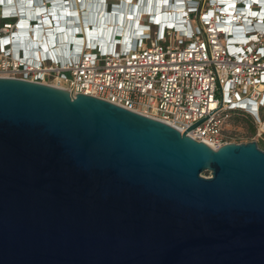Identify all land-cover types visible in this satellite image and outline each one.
<instances>
[{"label":"water","instance_id":"95a60500","mask_svg":"<svg viewBox=\"0 0 264 264\" xmlns=\"http://www.w3.org/2000/svg\"><path fill=\"white\" fill-rule=\"evenodd\" d=\"M0 264H264V150L0 77Z\"/></svg>","mask_w":264,"mask_h":264},{"label":"built area","instance_id":"2783aa9c","mask_svg":"<svg viewBox=\"0 0 264 264\" xmlns=\"http://www.w3.org/2000/svg\"><path fill=\"white\" fill-rule=\"evenodd\" d=\"M9 1L0 0V77L104 99L211 148L228 142L224 124L234 110L254 118L257 135L264 132L259 114L264 106V0H93L88 7L86 0L70 1L68 7H79L84 27H101L103 33L84 42L75 25L77 53L70 54L74 42L63 48L64 54L56 52L60 37L52 40L53 54L45 51L41 58V40L31 35L33 27L41 31L40 17L35 24L23 11L6 12ZM43 3L49 7L48 0ZM87 12L92 19L86 21ZM14 16L26 26L13 21ZM121 17L127 21L124 29L118 24ZM133 21L142 30L122 42L121 31L135 30ZM18 29L23 30L22 45ZM106 32L109 37L102 41Z\"/></svg>","mask_w":264,"mask_h":264},{"label":"bare ground","instance_id":"6f19581e","mask_svg":"<svg viewBox=\"0 0 264 264\" xmlns=\"http://www.w3.org/2000/svg\"><path fill=\"white\" fill-rule=\"evenodd\" d=\"M44 1V0H43ZM88 1V2H87ZM58 2V1H57ZM93 2V0H86L85 1V5H87V7L89 6L88 4H91ZM159 2H161V1H158V3ZM23 3H25L24 1H22V0H20V1H18V0H10L9 1V3H8V5H7V10H6V12H11L12 10H13V8L16 10V12L18 13L19 11H21V10H19V9H22L21 8V5L23 4ZM26 3H28V8L29 9H24V14L26 15L25 17H27V19L28 18H30V16H32V13H34V15H36V16H39L40 17V14H41V17H40V22H41V25H42V29H41V31H39V29H36L35 27H33V30H32V39H33V37L34 36H36V37H34V38H38V40L40 39L41 41V44L42 45H40L39 47H40V49L39 50H37V55L41 58V56H43V53H45V51H50L51 53H52V50L50 49V45L52 44V36H56L57 34H55V33H61V39H63L62 40V43L58 46V47H56V52H58L59 54H62V49H63V46H64V48H65V45H67L68 43H70V42H74V48L70 51V54H75V53H77L78 51H79V47H78V42H79V40H78V38L77 37H79V36H77V34H75L76 33V29L77 30H79V28L81 29V35H82V37H83V40H84V42L85 41H88V42H90V39L92 38V37H94V38H97L99 35H101L102 33H103V28H97L96 29V27H95V29H91V27L90 26H88V27H84V25H83V21L84 20H82L81 19V17H82V15H81V13H80V11H79V7L78 6H76V7H71L70 6V8L67 10L66 8H62V10H60V16H59V14H57V13H59V9H55V13L53 14V15H50V13H49V9H48V7L46 6L45 7V9L44 10H41L40 8H37L38 6H40L39 4H34V1H33V3H30L29 1L28 2H26ZM44 4V3H43ZM59 4V3H58ZM63 5V3L61 2L59 5ZM54 5V4H53ZM128 6V5H127ZM26 7V6H25ZM54 7H55V5H54ZM106 7V6H105ZM126 7V6H125ZM35 8V9H34ZM108 8V7H107ZM73 9V10H72ZM53 11H52V13L54 12V9H52ZM67 10V11H66ZM33 11V12H32ZM40 12L39 14L37 13V12ZM66 12V13H65ZM67 12L68 13H75V12H77V15H78V18H79V25H80V27H79V25H76V20L75 19H71V20H67L68 18H67ZM1 13H2V9H1ZM19 14V13H18ZM65 14V17H63L62 18V16ZM20 15V14H19ZM85 15H87V16H84V18H85V20L87 21V19H89V13H85ZM46 16H49V17H47L48 19H44V17H46ZM51 16L53 17V18H51ZM56 16V17H55ZM129 16V15H128ZM55 17V18H54ZM130 17V16H129ZM13 21H15L16 23H18L19 21H20V26H22V27H24V25L26 26V22L25 21H23L22 20V18L20 19V17H17V16H14L13 18H11ZM103 19H104V17H103ZM54 20H56V22H57V26H53L54 24H53V22L52 21H54ZM22 21V22H21ZM111 21V22H110ZM112 21L113 22H115V18H113V19H110L109 18V24H111L112 23ZM119 22L120 23H118L119 25H122L123 26V28L122 29H124V25L126 24V22L127 21H125L124 20V17L122 18L121 17V21L119 20ZM52 26L51 28L52 29H50V30H52V32H46V30H47V26L49 27V26ZM75 25L77 26V28L75 29L74 27H75ZM135 26H137L138 24L137 23H135L134 24ZM127 27V26H126ZM53 28H55V29H53ZM55 30V31H54ZM63 31V32H62ZM89 31H90V38H87L88 36H89ZM23 33V30H21V29H18V43H19V45H22V42H21V37H20V34H22ZM129 34H130V28H128L127 30H126V32L124 31V30H122L121 31V35L122 36H129ZM101 37V40L102 41H106V38H108L109 36H108V32H106L105 33V35H104V38L102 37V36H100ZM87 38V39H86ZM44 39H45V42L46 43H44ZM51 40V41H50ZM126 40H127V38H126ZM126 40H124V39H122V42H124V41H126ZM102 44H103V42H102ZM76 49H77V52H76ZM55 50H54V53H55ZM53 54V53H52Z\"/></svg>","mask_w":264,"mask_h":264},{"label":"rangeland","instance_id":"374dc122","mask_svg":"<svg viewBox=\"0 0 264 264\" xmlns=\"http://www.w3.org/2000/svg\"><path fill=\"white\" fill-rule=\"evenodd\" d=\"M22 1H24L25 3L28 2V0H22ZM71 1H74V0H71ZM58 3L60 4L61 2L58 1L56 4H54L55 7L52 8V9H54L53 14L55 13V9L56 10L59 9V13H57V14H61L60 10H62L63 6H62V4L59 5ZM36 4L42 5L41 0H37ZM88 5H90V4H88ZM125 6H126L125 8H127V5H125ZM71 7H76V5H74V3H73V4H71ZM37 8H40V7L38 6ZM69 8L70 7H68V9ZM24 9H26V8L19 9V10L24 11ZM27 9H29V8H27ZM37 13L39 14L40 12L38 11ZM87 13H89V12H87ZM0 14H1V8H0ZM74 14H77V12H75ZM32 15H34V13H32ZM84 16H87V15H84ZM0 17H1V15H0ZM40 17H41V14H40ZM63 17H65V14L62 16V18ZM89 17H91V19H92V14L89 13ZM51 18H53V17L51 16ZM75 20H76V25H79V18H75ZM119 20L121 21V18ZM83 25H87V24L83 23ZM93 26L95 27V25H93ZM53 29H55V28H53ZM87 38H90V31H89V36ZM126 38L128 39L127 36H123L122 39L126 40ZM63 48H64V46H63ZM65 48H66V45H65ZM76 52H77V49H76ZM62 54H64L63 49H62ZM250 121L255 126V132L254 133H252ZM224 136L228 142H234V143H244V142H249V141H255L258 144V146L262 150H264V140H263L261 135H257V128H256V123L254 121V118L251 116L244 115L240 112H228V117L226 118V121L224 124Z\"/></svg>","mask_w":264,"mask_h":264},{"label":"trees","instance_id":"16d2710c","mask_svg":"<svg viewBox=\"0 0 264 264\" xmlns=\"http://www.w3.org/2000/svg\"><path fill=\"white\" fill-rule=\"evenodd\" d=\"M232 112H240V113H242V114H244V115L250 116V114L245 113V112H243V111H241V110H234V111H232ZM259 114H260L261 119L264 121V106H262V107L260 108V110H259ZM251 117H252V116H251ZM250 126H251L252 133H254V132H255V126L253 125V123H252L251 121H250ZM261 136H262V138H263V140H264V132L261 134Z\"/></svg>","mask_w":264,"mask_h":264},{"label":"crops","instance_id":"0c3cea01","mask_svg":"<svg viewBox=\"0 0 264 264\" xmlns=\"http://www.w3.org/2000/svg\"><path fill=\"white\" fill-rule=\"evenodd\" d=\"M26 6V7H25ZM28 6V3H23L22 5H21V8L23 9V8H28L27 7ZM24 27H25V25H24Z\"/></svg>","mask_w":264,"mask_h":264},{"label":"clouds","instance_id":"9594fccd","mask_svg":"<svg viewBox=\"0 0 264 264\" xmlns=\"http://www.w3.org/2000/svg\"><path fill=\"white\" fill-rule=\"evenodd\" d=\"M142 27H143V26L141 25V26H140V29H139V25L136 26L137 30H139V31L142 30ZM243 40H244V38H243Z\"/></svg>","mask_w":264,"mask_h":264}]
</instances>
